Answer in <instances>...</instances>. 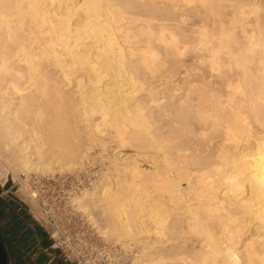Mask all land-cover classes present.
Listing matches in <instances>:
<instances>
[{
  "label": "bare ground",
  "instance_id": "6f19581e",
  "mask_svg": "<svg viewBox=\"0 0 264 264\" xmlns=\"http://www.w3.org/2000/svg\"><path fill=\"white\" fill-rule=\"evenodd\" d=\"M105 129L154 170L77 205L133 264H264V0H0L2 175L77 170Z\"/></svg>",
  "mask_w": 264,
  "mask_h": 264
},
{
  "label": "built area",
  "instance_id": "2783aa9c",
  "mask_svg": "<svg viewBox=\"0 0 264 264\" xmlns=\"http://www.w3.org/2000/svg\"><path fill=\"white\" fill-rule=\"evenodd\" d=\"M19 179L12 181L20 188L22 183L27 186L24 195L38 215L24 207L29 206L25 200H11L27 212L51 243V249L58 251L63 263L128 264L124 248L101 235L88 213L78 208L77 198L98 185L96 176L84 169L45 176L22 173ZM26 179L27 184L23 182ZM8 182L9 174L0 176V191L5 192Z\"/></svg>",
  "mask_w": 264,
  "mask_h": 264
},
{
  "label": "rangeland",
  "instance_id": "374dc122",
  "mask_svg": "<svg viewBox=\"0 0 264 264\" xmlns=\"http://www.w3.org/2000/svg\"><path fill=\"white\" fill-rule=\"evenodd\" d=\"M138 95H139V97H142L145 94L143 92V94L140 93ZM97 118H99V117H96V120L97 121H100V119H97ZM80 126L83 127L84 124H80ZM83 128H81V129H83ZM106 130L107 129H105V132L104 133L105 134L107 133V134L105 135L103 133V138H102V140L104 139V143H107V144H105L106 147H105V145H104V148H103V145L94 146L95 149H92L91 150V156L88 159H84L83 160V166L82 167L77 166V170H72L73 173L76 172V171L78 172V171L87 169L93 176H96L97 177V179H98L99 182H101L105 178V175L108 174L107 173V168H109V167H111L113 165H117V166L119 165L121 167H123V166L125 167V165L128 166V165H131L132 164L130 162L129 163L127 162L128 165H127V163L125 164L122 161L124 157L125 158H135L137 160V162H138L137 165L140 164L139 165V168L142 169V170H145L146 172H149V171L154 170V167L152 165L153 162L151 160V155L149 157L148 156L149 154H146V153H148L147 151L144 150L146 152L145 153L143 150L142 151H139V150H136L135 148L130 147V146H125V147H119V148H117L116 147V144L113 143L112 141H110L111 139H109L110 138L109 137L110 134L108 133L109 131L108 130L106 131ZM82 135H83V133H82ZM84 136H86V135H84ZM84 136H82V138ZM86 141H87V137H86ZM115 147L117 148V150H116ZM114 150H116V152H114ZM121 153H122V155H121ZM99 155H101V156H99ZM107 159H109V160H107ZM119 161H120V163H119ZM112 162L113 163L115 162V164H113ZM2 171H4V170H1L0 171V176L3 174ZM72 171H65V172L63 171V172H58V173H72ZM131 175H132V173H129L127 175V177L129 179H132L133 176H136L138 174L133 175V176H131ZM138 176L139 177H136L138 179H134L135 177H133V179L141 183L143 181V179H144L143 177H145V175L142 176V174H139ZM12 180H15V178L13 177V174L10 173L9 174V182H8V184L6 186L5 192L0 191V203H2L4 205H6V204L8 205L9 200H11L12 198L17 199L18 201H20V199H22V200H25L27 203H29L26 200V197L24 195V193H25L24 190L22 188H20L19 185H16ZM99 182L97 184H99ZM94 188L91 189V190H94ZM87 191H90V190H87ZM24 207H26V209L30 210L33 214L38 215V211L36 210V208L32 204L29 203V206L28 205L27 206L25 205ZM81 209L84 212L88 213L89 219L91 220V222L97 228L98 232L101 235H103L108 241L112 242L113 244L120 245L121 247L124 248L125 252L127 253V257H128V264H133V262H134L133 260H134L135 256L142 250L141 245H140L141 243H139L138 241H135V240H130L129 241V239H130L129 236L128 237L126 236L128 238V239H126V241L128 240L129 242H126L125 245H124V242L122 243L120 241L114 240L115 239L114 236L111 233H109L108 228H107V223H106L105 219L101 215L97 214L96 212H94L91 209H87V211L84 210L85 208H81ZM3 225H4V223H2V221H0V236H3V240L5 242V236L3 235V232L1 230V227H3ZM134 242L136 243V245H135ZM7 243H8V241L5 242V244H7ZM128 243H130V245Z\"/></svg>",
  "mask_w": 264,
  "mask_h": 264
},
{
  "label": "crops",
  "instance_id": "0c3cea01",
  "mask_svg": "<svg viewBox=\"0 0 264 264\" xmlns=\"http://www.w3.org/2000/svg\"><path fill=\"white\" fill-rule=\"evenodd\" d=\"M8 204L16 209L13 221L3 225L14 248L9 254L10 264H65L27 212L12 200Z\"/></svg>",
  "mask_w": 264,
  "mask_h": 264
},
{
  "label": "trees",
  "instance_id": "16d2710c",
  "mask_svg": "<svg viewBox=\"0 0 264 264\" xmlns=\"http://www.w3.org/2000/svg\"><path fill=\"white\" fill-rule=\"evenodd\" d=\"M19 207H21V206L19 205ZM15 211H16V209L11 208V205H9V204L4 205V204L0 203V221H2V223H4V224H8V223L12 222ZM8 263L10 264L9 255H8Z\"/></svg>",
  "mask_w": 264,
  "mask_h": 264
},
{
  "label": "water",
  "instance_id": "95a60500",
  "mask_svg": "<svg viewBox=\"0 0 264 264\" xmlns=\"http://www.w3.org/2000/svg\"><path fill=\"white\" fill-rule=\"evenodd\" d=\"M0 264H9L8 255L1 237H0Z\"/></svg>",
  "mask_w": 264,
  "mask_h": 264
},
{
  "label": "flooded vegetation",
  "instance_id": "af4514ba",
  "mask_svg": "<svg viewBox=\"0 0 264 264\" xmlns=\"http://www.w3.org/2000/svg\"><path fill=\"white\" fill-rule=\"evenodd\" d=\"M1 230H2V232H3V235L5 236V242H7L8 240H7V236H6L5 233H4V228L1 227ZM0 237H1L2 241H3L4 246H5V249H6L7 255H9V254L13 251L14 248H13L9 243L5 244V242H4V240H3V236H0Z\"/></svg>",
  "mask_w": 264,
  "mask_h": 264
}]
</instances>
